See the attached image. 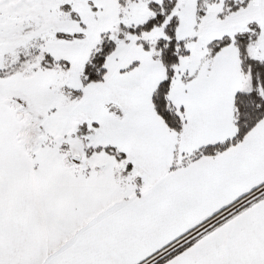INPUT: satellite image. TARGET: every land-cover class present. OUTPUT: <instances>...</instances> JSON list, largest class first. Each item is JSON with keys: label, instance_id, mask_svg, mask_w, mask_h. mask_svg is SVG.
I'll list each match as a JSON object with an SVG mask.
<instances>
[{"label": "snow or ice", "instance_id": "1", "mask_svg": "<svg viewBox=\"0 0 264 264\" xmlns=\"http://www.w3.org/2000/svg\"><path fill=\"white\" fill-rule=\"evenodd\" d=\"M0 264H264V0H0Z\"/></svg>", "mask_w": 264, "mask_h": 264}]
</instances>
